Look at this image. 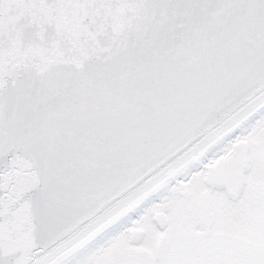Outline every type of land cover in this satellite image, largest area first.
<instances>
[{"label": "snow or ice", "instance_id": "1", "mask_svg": "<svg viewBox=\"0 0 264 264\" xmlns=\"http://www.w3.org/2000/svg\"><path fill=\"white\" fill-rule=\"evenodd\" d=\"M0 264H264V0H0Z\"/></svg>", "mask_w": 264, "mask_h": 264}]
</instances>
